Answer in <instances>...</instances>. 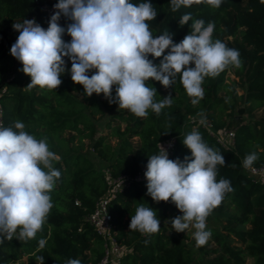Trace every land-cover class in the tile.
<instances>
[{
	"label": "trees",
	"instance_id": "1",
	"mask_svg": "<svg viewBox=\"0 0 264 264\" xmlns=\"http://www.w3.org/2000/svg\"><path fill=\"white\" fill-rule=\"evenodd\" d=\"M56 1L0 0L3 126L20 121L37 140L46 138L49 150L59 157L53 165L61 173L49 193L53 207L42 229L27 241L13 238L0 243V264H40L38 257L44 258V264H66L69 259L99 264L104 255V240L86 217L107 192L109 178L120 175H127L130 181L107 204L113 236L125 248L117 264H195V239L177 233L171 226V220L182 213L170 201L153 202L146 195L147 181L133 179L146 167L148 156L159 154L160 144L170 138H174V147L169 159H191L183 138L194 129L209 147L223 155L225 166H217L216 179L229 180L233 188L207 217L206 221L216 218L220 225L206 227L211 236L197 248L200 256L197 263L246 264L251 260V264H264V184L253 182L242 163L248 154L255 152L259 158L252 166L264 164V3L222 0L219 8L201 3L173 12L170 0H150L157 12L155 19L147 21L153 37L168 31L174 42L179 43L191 32L192 20L202 19L205 26L214 23L213 40L219 39L239 51L242 66H229L216 78L206 77L202 84L204 96L197 105L191 103L179 76L170 88L158 81H147L146 86L157 90L155 102L171 94L173 103L159 114L149 109L148 116L140 118L109 104L102 93L84 95L83 86L71 80L70 71L61 75L62 84L56 90L39 86L27 90L31 78L19 71L22 64L10 54L19 35L12 25L34 18L46 30L52 15H46L40 6ZM130 2L138 5L145 0ZM188 13L192 20L180 26L179 19ZM70 22L63 16L58 21L61 27ZM62 39L70 42L71 37L65 33ZM63 59L70 70L71 61ZM149 59L158 65L162 57L149 55ZM228 73L237 78L232 82L239 84L241 94L227 81ZM114 89L115 86L113 95ZM238 102L248 105V111L261 108L263 112L240 122L227 119ZM98 119H104V130L97 135ZM197 119H208L215 130H232L234 146H221L205 128L197 125ZM89 151L105 164V171L96 168ZM141 205L155 210L158 219L167 220L166 224L160 223L158 233L145 236L129 230L131 215Z\"/></svg>",
	"mask_w": 264,
	"mask_h": 264
},
{
	"label": "clouds",
	"instance_id": "2",
	"mask_svg": "<svg viewBox=\"0 0 264 264\" xmlns=\"http://www.w3.org/2000/svg\"><path fill=\"white\" fill-rule=\"evenodd\" d=\"M201 3L219 8L222 0H170L173 12ZM54 9L46 30L34 18L12 25L19 35L10 54L22 64L19 71L31 78L26 86L29 91L37 86L56 90L62 84L61 75L70 71L71 80L83 86L84 95L102 93L109 104L145 118L149 109L159 114L173 103L171 94L155 102L157 90L146 86L147 81L170 88L179 76L191 103L197 105L204 96L206 77L216 78L229 66H242L238 50L212 39L214 23L205 26L202 19L192 20L190 13L179 19L180 26L192 20L191 32L179 43L168 31L153 37L147 21L155 19L157 12L150 0L138 5L130 0H58ZM61 16L71 21L66 27L58 23ZM65 33L70 42L62 39ZM166 49L170 51L164 55ZM149 55L162 59L157 65ZM63 57L71 61L70 70ZM183 144L191 151V159H169L163 146L159 154L148 156L146 195L157 204L173 203L182 215L171 220L172 229L177 233L194 229L196 245L203 246L211 236L206 230L207 217L233 188L227 179L217 181V166H225L224 157L203 141L199 131L187 134ZM258 158L255 152L248 154L243 167L250 169ZM58 160L46 138L37 140L25 131L23 122L0 125V243L13 238L27 241L42 229L53 207L49 193L61 176L53 165ZM129 230L145 236L158 233L156 211L137 207ZM38 260L44 264L43 257ZM66 264L81 261L69 259Z\"/></svg>",
	"mask_w": 264,
	"mask_h": 264
},
{
	"label": "built area",
	"instance_id": "3",
	"mask_svg": "<svg viewBox=\"0 0 264 264\" xmlns=\"http://www.w3.org/2000/svg\"><path fill=\"white\" fill-rule=\"evenodd\" d=\"M58 1L43 4L40 6L42 12L46 15L54 14V5ZM4 91V87L0 89V125H3V107L1 101V94ZM203 121V122H201ZM197 125H201L207 130V132L213 136L216 141L224 148H232L234 146L233 142V131L230 129H213L212 123L208 119H197ZM163 146L168 153L172 152L174 147V138L165 140L160 144V148ZM247 175L251 178L253 182H259L264 184V164L261 166H252L250 169H245ZM146 167L141 168L139 172L133 177L135 181H146L144 177V172ZM130 181L127 175H120L116 178H109V188L107 192L101 196L95 203L94 209L86 217V221L94 228L96 233L100 235L104 240V255L99 261V264H117L119 257L124 252L125 248L120 246L112 232L111 225V215L108 211L107 204L109 200L113 197L114 193L126 186Z\"/></svg>",
	"mask_w": 264,
	"mask_h": 264
},
{
	"label": "rangeland",
	"instance_id": "4",
	"mask_svg": "<svg viewBox=\"0 0 264 264\" xmlns=\"http://www.w3.org/2000/svg\"><path fill=\"white\" fill-rule=\"evenodd\" d=\"M228 77H229V80H227V81L232 86H234L236 88L238 94H241L243 92V90L240 88L239 84L232 82V79H237V78H235L231 73H228ZM230 111H231L230 113H232V114H230V116H226L227 119H232L233 121H238V122L245 121L248 118L253 117V116H259L263 112V110L261 108L260 109H254L252 111H248V105H244L242 102H238L236 104V106ZM103 122H104V119H98V122H97V135L101 131L104 130V128L102 126ZM110 141L113 143L114 139H110ZM89 156L93 160L96 168H98L99 170L105 171V164L103 162L99 161L92 151H89ZM159 220H160V223H162V224H166V222H167L166 219H159ZM206 225L207 226L208 225L218 226V225H220V221L217 220L216 218H214L210 222L206 221ZM171 230L172 229H170V231ZM193 231H194V229L189 228L185 232H182V234L183 235H188L192 239L193 238V235H192ZM198 247L199 246H197L196 244L193 245V252L196 253L195 254V264H199V263H197V261H199V259H200V256L197 254V248ZM246 264H251V260H248Z\"/></svg>",
	"mask_w": 264,
	"mask_h": 264
}]
</instances>
